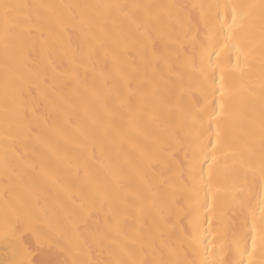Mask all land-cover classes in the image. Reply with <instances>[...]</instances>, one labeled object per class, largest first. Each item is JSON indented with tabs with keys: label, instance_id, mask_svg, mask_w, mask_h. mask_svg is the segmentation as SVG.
Instances as JSON below:
<instances>
[{
	"label": "snow or ice",
	"instance_id": "obj_1",
	"mask_svg": "<svg viewBox=\"0 0 264 264\" xmlns=\"http://www.w3.org/2000/svg\"><path fill=\"white\" fill-rule=\"evenodd\" d=\"M189 7L200 10L194 23ZM185 17L188 32H195L190 48L169 31ZM70 30L82 38L72 46V67L61 69L54 64L51 68L54 78L63 76L57 83L68 89L67 94L57 101L52 100L55 88L38 87L37 91L57 115L66 113L80 98L83 116L74 113L75 119L62 123L53 119L27 126V137L36 146L31 157L16 154L12 141L19 139L28 112L38 117L35 106L24 100L25 89L31 94L32 83L17 71L26 38L39 32L43 40L45 31L57 39L61 33L70 38ZM0 45L5 71L0 114V170L5 181L0 245L7 257L0 264H264V0L191 6L0 0ZM81 68L94 74L91 86L81 79ZM233 71L243 73L238 83L230 76ZM81 88L95 98L94 106L81 97ZM193 89L204 103L195 113H185L177 126L170 113ZM236 97L245 102L246 128L225 154L246 184L250 178L252 187L258 185L259 221L251 204L252 187L238 186L241 196L237 198L247 204L251 224L246 220L241 230L209 248L197 239L195 227L192 233L184 228L177 231L172 223L177 213L156 197L164 188L177 195V180L168 171L175 153L184 150V121L191 119L190 135L197 125L203 127L204 116L209 121L230 120ZM145 118L160 131L146 133ZM224 135L218 124L215 142L211 137L207 143L200 139L199 157L190 162L187 180L181 174L185 188L198 177L211 192L213 166ZM94 166L100 169L98 174ZM61 167L71 170L63 181ZM9 185L25 187L29 198H9ZM73 192L79 193L78 199ZM49 200L60 209L66 208V202L73 207L65 212L63 224L41 229L38 224L41 214L47 215ZM91 222L95 227H89ZM149 254L151 259L144 258ZM84 255L87 258L80 259Z\"/></svg>",
	"mask_w": 264,
	"mask_h": 264
},
{
	"label": "bare ground",
	"instance_id": "obj_2",
	"mask_svg": "<svg viewBox=\"0 0 264 264\" xmlns=\"http://www.w3.org/2000/svg\"><path fill=\"white\" fill-rule=\"evenodd\" d=\"M9 3H24V4H77V3H144V4H180V5H195V4H215L223 3L225 0H3ZM231 2H247V0H231ZM189 12L192 14L193 23L199 19L200 10L189 7ZM187 17L183 23L174 22V31L169 28L171 34L176 37L179 43L186 47L191 46L195 32H188ZM71 31V30H70ZM41 33L36 32L33 36L27 37L23 57L17 61V71L20 75L32 83L31 94L27 89L24 92V100L29 105H34L38 112V117L33 118L32 112H28V121L25 122V128L20 130L19 139L12 141L15 147L16 154L25 157H31L32 149L36 146L34 141L27 137L26 128L31 125L35 127L37 123L43 124L45 120L51 122L53 119H58L61 123L69 118L75 119L74 113L83 116V104L80 98H76V105L69 108L66 113L57 115L51 108V102L45 100L37 91V88H55L52 93V100H59L63 95H66L68 89L61 86L57 81H62L64 78L60 74H56L55 78L51 72L52 66L59 65L61 69L71 68L69 56L72 55V46L81 42V35L78 31H71L70 38L63 33L59 34V38L52 37L48 31L43 33L44 39H40ZM68 53L66 55L65 53ZM227 54L223 55L225 63ZM101 60L103 56L101 54ZM235 54L232 56V63L235 64ZM98 64L97 67H102ZM81 79L86 86H91L94 82V74L91 71L80 70ZM247 70H245V73ZM243 73L233 71L230 73L232 80L236 83L240 81ZM45 81L47 84L45 85ZM4 50L0 45V114L4 105ZM81 97H86L87 104L94 106L96 101L94 97L88 96L86 88H81ZM204 103L203 97L198 91L193 89L190 94L183 95V100L179 107L170 113L169 119L177 126L182 122V116L185 113H195L197 109ZM11 107V105H10ZM232 119L226 120L221 118L220 121L215 119L209 121L207 116L203 117V127L192 129L191 134H187V129L191 128V119L184 121L186 131L183 135L184 150L175 153V159L172 160L168 175L177 180L176 197L171 195V191L164 188L157 193V200L163 202L167 208L171 209L176 215L172 216V223L177 226V231L180 228L187 230V233H192L195 227V235L198 240H203L204 244L209 248H213L221 237L230 236L233 232L243 228L245 221L251 224V216L248 214L247 204L242 205L237 198L241 193L236 189L238 186L252 187L250 183L246 184L241 173L236 169L233 162L225 154L234 146L240 137L244 135L246 128L245 117V102L242 98L236 97L232 101ZM220 125L225 130V135L222 143L218 145V160L214 165V174L211 184V192L207 185H201L198 182L189 181L191 187L185 188L181 182V174H184V180H187V172L190 162L199 157V142L202 138L204 143L208 142L211 137L215 142V130L217 125ZM142 127L146 133H158L160 130L152 123L150 119L145 118ZM69 134H73V129L68 128ZM75 151V150H74ZM99 155V154H98ZM73 163L75 158L70 157ZM94 174H98L100 169L94 166ZM70 169L61 167L59 179L64 180L65 175L70 173ZM204 178L207 181V165H204ZM9 198L13 196H22L29 198L28 190L20 185H9L7 189ZM260 189L257 186L252 187L251 204L256 208L257 222L259 221V198ZM73 198L78 199L79 193L73 192ZM5 198V181L0 170V209H2ZM178 201V206H177ZM73 205L66 202V208L60 209L57 205L49 200L46 204L48 209L47 215L41 214V223L38 227L46 229L48 225H60L64 223L65 212L71 210ZM210 209V210H209ZM103 219V215H100ZM210 221V223H209ZM150 222V221H149ZM89 227H95V222H91ZM87 233H85L86 235ZM211 242V243H209ZM87 258L86 255L80 259ZM104 258H107L105 255ZM147 259H151V254L147 255ZM7 257L4 254V247L0 245V260H5Z\"/></svg>",
	"mask_w": 264,
	"mask_h": 264
}]
</instances>
